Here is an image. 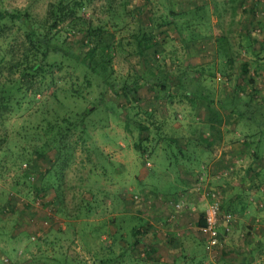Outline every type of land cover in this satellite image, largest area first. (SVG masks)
Listing matches in <instances>:
<instances>
[{"label":"rangeland","instance_id":"rangeland-1","mask_svg":"<svg viewBox=\"0 0 264 264\" xmlns=\"http://www.w3.org/2000/svg\"><path fill=\"white\" fill-rule=\"evenodd\" d=\"M50 1L53 0H0V8L20 7L40 17ZM122 1L85 0L84 10L88 15L103 18L107 9L117 8L120 12L117 4ZM173 2L176 11L186 9L192 2L205 3L206 16L189 11L176 20V25L183 24L185 30L195 26L196 32L203 35L194 41L196 46L185 45L181 40L184 30L165 28L163 53L176 55L182 60L180 64L186 67L188 64L191 71L183 88L171 83L165 89H157L142 80L134 94L117 96L105 92L103 84L87 88L82 72L67 61L64 63L62 75L66 82L74 84L66 83L68 92L63 90L56 101L50 99L42 109L53 106L60 114L65 111L72 114L88 108L91 113L86 120L98 124L89 129V135L68 132L70 154L62 169V162L57 161L58 154L52 149L42 157L31 153L26 160L6 156L7 160L0 161V264H176L173 254L153 253V198H162L158 193L166 194L177 186L173 177V174L177 177V169L181 167L177 162L189 158L192 166L188 174H182L184 185L187 193L197 187L191 197L183 193L177 199L184 201L180 207L173 202L175 209H186L190 218L183 221L185 214L181 215L173 227L180 234L185 232L189 239H182L179 234L171 240L164 233L168 226L161 224L164 230L158 237L162 246L168 239L183 251L191 244L194 246L195 253L189 256L185 253L184 261L177 264H238L250 257L264 264V239L257 235L264 232V0ZM167 3V0H129L132 12H125L128 28L135 29L138 18L142 19L141 14L137 18L139 8L145 12V21L146 15L152 21L158 17V21L167 12ZM80 38L72 36L75 41ZM188 49L196 51L195 54L187 55ZM244 63L248 64V74L242 71ZM177 65L168 62L161 69L167 68L169 75L176 78L180 73ZM140 66L126 52L115 55L117 85L127 73L131 77L133 72H139ZM249 76L252 82H247ZM33 88L28 89L27 95ZM71 88L79 89L80 95L72 96ZM250 94L253 100L249 99ZM113 104L118 108L115 115L111 113ZM245 105L261 123L262 139L252 145L254 149L258 147L257 157L253 154L251 157L245 148L235 151L247 128L229 110L235 106L246 109ZM105 106L109 111L104 110ZM210 110L217 113L216 122L210 119ZM15 115L11 120L16 125L23 119L34 118L32 111L26 110L21 116ZM257 125L248 124L251 128ZM168 137H175L177 142ZM184 137H188L185 138L188 142L186 149L181 150L182 159L175 145ZM156 151L158 155H154ZM218 158L221 164L214 168ZM202 163L205 165L201 166ZM223 163L227 170L221 174L217 170L220 167L224 170ZM250 164L253 168L243 181L249 192L242 197L250 206L246 207L247 215L241 216L238 206L241 202L234 199L231 205L226 204L228 192L224 193L220 183L230 187L241 185L242 170ZM54 179L61 184L58 190L52 185ZM35 185L45 190L37 192ZM198 187L202 189L200 193ZM211 190L217 192L222 209L233 214L232 220L221 224L220 242L214 247H208L205 240L203 243L201 233L192 223L199 219ZM116 227L121 230L118 239L111 237ZM108 240L113 243L109 245ZM123 240L132 244L127 253L119 252L124 250L118 246ZM256 244L253 252H246Z\"/></svg>","mask_w":264,"mask_h":264},{"label":"trees","instance_id":"trees-1","mask_svg":"<svg viewBox=\"0 0 264 264\" xmlns=\"http://www.w3.org/2000/svg\"><path fill=\"white\" fill-rule=\"evenodd\" d=\"M167 2V12L162 14L158 21H156L158 17L153 18L152 21L149 15H146L147 21H145V12L139 8L136 12L137 18L141 14L143 21L138 18L135 29L128 28L129 21L125 19V12H132L128 6L129 0H123L121 5L117 4L121 9L120 12H117V8L107 9V15L103 18L94 17L93 14L88 15L84 10L85 0L50 1L40 17L20 7L0 8V37L3 38L0 41V161L7 160L6 156L9 158L14 156L13 159L19 161L26 160L31 153L36 157H42L47 150L52 149L57 152V161L62 162L60 166L62 169L70 154L68 132L89 135V129L96 128L98 124L96 121L90 122L88 118L86 120L91 113L88 108L76 110L72 114L70 111L60 114L53 106L52 109L47 108L48 110L41 107L50 99L56 101L63 90L68 92L65 87L68 82L62 75L66 61L82 72L87 88L95 83L103 84L106 88L105 92L117 96L134 94L142 80L157 89H165L171 86V83L183 88L185 77L191 71L187 69L188 64L187 67L180 64L182 60L176 55L163 53L162 44L166 42L165 28L168 26V29H176L178 32L184 30L185 32L182 33H185V36L181 40L185 41V45L196 46L194 41L203 38V35L196 32L195 26H189L185 30L183 24L176 25V20L189 11L192 13L198 11L199 15L204 13L206 16L205 3L192 2L186 9L176 11L173 0ZM199 25L197 24V29ZM124 32L127 33L124 35ZM77 35L81 38L73 40L72 36ZM191 49H188L187 55L195 54L196 51ZM122 52L133 56V60H138L141 66L139 72H130L131 77L126 76L128 73L123 76L118 86L113 61L115 55L119 56ZM168 62H177L180 73L176 78L169 75L170 71L167 68L161 69V66L165 67ZM247 66V63L242 66L245 74H248ZM252 81L249 76L247 82ZM68 84L72 86L74 81ZM33 86V90L27 95L28 89ZM79 92L77 88L70 90L72 96L80 95ZM38 93H41V96L37 97ZM246 96L244 102L247 103ZM252 96L250 94V100H253ZM100 100L101 97L98 102ZM114 106L111 113L115 115L118 108ZM245 107L246 109L244 106H235L229 112L243 120L247 128L246 133L242 135L245 151L247 150L251 157L252 154L257 157L258 147L255 146L254 149L252 145L262 139L261 123L246 105ZM24 110L32 111L33 121L26 118L20 121L18 126L13 124L11 118L18 112L20 114L16 115L21 116ZM104 110L109 111L108 106H105ZM210 115V119L216 122L217 113L210 110ZM250 122L258 124L257 127H249ZM252 161L254 165L255 161ZM252 164L247 167V172L252 170ZM49 172L50 170L47 171L48 176H50ZM52 185L58 190L61 184L54 179ZM34 188L37 192L45 190L43 186L35 185ZM203 224L204 217L201 212L197 225Z\"/></svg>","mask_w":264,"mask_h":264},{"label":"crops","instance_id":"crops-1","mask_svg":"<svg viewBox=\"0 0 264 264\" xmlns=\"http://www.w3.org/2000/svg\"><path fill=\"white\" fill-rule=\"evenodd\" d=\"M189 59H191L192 60V58H189ZM238 136V135H237ZM169 138H170V140L171 141H175V142H177L176 140V138L174 137V138H172V137H168V140H169ZM185 138H188V137H184L183 139H181L182 141H181V143L180 144H176L175 145V147H176V149L178 150V154L182 157V159H183V154H182V152H181V150H184V149H186V146H187V142H188V139H185ZM237 138V137H236ZM242 139H244L243 137H242ZM241 138L240 139H238V141L241 143V144H237L236 145V149H235V151L237 152V151H241V150H243L244 149V141L242 140ZM162 140V139H161ZM226 139L224 138V140H222V142H224ZM204 152H208V150L206 149V148H203L202 149ZM160 151V150H159ZM159 151H156L155 153H154V155H158L159 153ZM244 151V150H243ZM201 152V151H200ZM221 152V151H220ZM209 153V152H208ZM225 153H223L222 154V156L224 155ZM155 158H157V157H153V159L155 160ZM159 158V157H158ZM188 158V157H187ZM219 159V158H218ZM223 159H224V157H223ZM222 159V160H223ZM189 161H190V158L188 159V160H180V161H178L177 163L181 166V167H179V169H177V177L175 178V176H174V174H173V177H174V179L177 181L176 182V187L174 188V189H171V190H169L168 192H166V194H164V193H158V195H161V197L162 198H160V197H155V198H153V225H152V228H151V232H152V234H153V238L155 237V239H153V253H155V255H158V253L159 254H163V253H169V254H173V260L176 262V264L180 261L181 263L184 261V256L182 257V255H184L185 253H187L188 254V256L189 255H191L192 253H195V251H196V249L194 250V246L191 244L190 246H188L187 247V249H186V251H183L184 249L182 248V247H180V246H177V245H175V244H170L169 242H170V240L168 239L167 240V242L169 243H167L166 242V244L165 245H163L162 246V242H160V237H158V236H160V232L161 231H163L164 230V226L163 225H161V224H165V225H167L168 226V228H167V230H165L164 231V233H168V236H170L171 237V240L173 239V237H175L176 238V236H178L179 234H180V232H179V230L177 229V228H174L173 227V224L175 223V221H177V219L179 218V217H182L181 215H183V214H185V216L184 217H182V218H184V219H182L183 221H187V220H190V218H188L187 217V214H188V212H187V210L185 209L184 210V208H182V209H175L174 207V205H173V202H178L177 201V199L181 196V195H185V194H183V193H187V191L189 192V190H186V186L184 185V180H185V178L183 177V175L182 174H188V172H187V170H190V168L189 167H191L192 166V164L191 163H189ZM221 158L219 159V160H217V161H215L213 164V166H214V168L217 166V164H221ZM186 162H188V163H186ZM154 163V162H153ZM203 165H205L204 163H202L201 164V166H203ZM224 163H223V167H224ZM219 170H217V171H219V173H221V174H224L225 173V171L227 170V168H225L224 167V170L220 167V168H218ZM247 170H248V168L246 167V168H244L243 170H242V175H241V179H240V182H239V184H241V185H239V186H235V187H230V186H226V185H222V183H220V185H221V188H222V190H224V193H227L228 192V199H225L226 200V204L228 203V204H232L233 203V200L234 199H239V201L241 202L240 203V205H238V206H240V215L241 216H243V215H247V212H248V210H249V208H246L247 207V205H249V203H248V201L247 200H245L244 198H242L243 196L245 197L246 196V194H248V192H249V190H247L248 188L246 187L247 185H245V182H243L244 180H245V178H246V175H247V173L249 172H247ZM202 172V171H201ZM244 175V176H243ZM190 176V175H189ZM194 176V178L196 177L197 178V175L196 174H194L193 175ZM180 178V179H179ZM224 177H219V179L220 180H222ZM198 182V181H197ZM196 183V182H195ZM194 184V183H193ZM197 187V185H195L194 186V188L193 189H191L190 191H192V193L190 192V193H187V195H188V197H191L192 195H193V191L195 190V188ZM198 190H199V193L201 192V188H199L198 187ZM182 193V194H181ZM204 193H202V195H203ZM164 198V199H163ZM242 198V199H241ZM189 199V198H188ZM193 200V202H194V199H192ZM228 201V202H227ZM195 203V202H194ZM223 204V203H222ZM225 205V204H224ZM169 207L168 209H166V207ZM174 206V207H173ZM250 206V205H249ZM260 206H262V205H260ZM243 209V211H241ZM170 211V212H169ZM167 212V213H166ZM183 212V213H182ZM251 219H252V216H251ZM174 220V221H173ZM168 221V222H167ZM198 221V220H197ZM197 221H192V223H194V225H195V228L200 232V230H199V226L197 225ZM167 222V223H166ZM169 231V232H168ZM251 232H253L252 230H251ZM201 233V232H200ZM181 235V238L182 239H185V238H188L189 239V237H188V235H186V233L184 232V233H181L180 234ZM201 235H202V233H201ZM253 235H255V233H253ZM258 236H259V238L261 239V240H263L264 239V232L262 231L260 234H257ZM111 237H114V238H121V230L120 229H118V227H116V229L115 230H112V234H111ZM202 239H203V243H204V240H205V237L202 235ZM109 241V245H110V243H113L112 241H110V240H108ZM206 242V241H205ZM134 243H137V241H135L134 240ZM112 245V244H111ZM118 246L119 247H123L124 248V250H120L119 249V252L121 253V251H130V247H132V244H131V246H130V244L129 243H124V240H123V242L120 244V243H118ZM257 247V244L256 245H254V246H251L249 249H247V253H251V252H253L254 250H255V248ZM205 245H203V250L205 251ZM135 249H133V251H134ZM137 251V250H136ZM126 252V253H127ZM120 253H118V254H120ZM133 257H131V259H132ZM187 258H185V260H186ZM245 262H243V260H240V262L238 263V264H258V263H256V262H258V261H255V260H253L251 257L250 258H246L245 260H244ZM131 264V263H130ZM173 264H175L174 262H173ZM184 264V263H183ZM234 264H237V263H234ZM262 264V263H261Z\"/></svg>","mask_w":264,"mask_h":264},{"label":"built area","instance_id":"built-area-1","mask_svg":"<svg viewBox=\"0 0 264 264\" xmlns=\"http://www.w3.org/2000/svg\"><path fill=\"white\" fill-rule=\"evenodd\" d=\"M216 191L211 190L207 193L208 198L203 210L204 224L199 226V230L205 237L208 247L217 246L220 242V227L222 223L233 219V214L224 211L221 207V201L216 196ZM182 202H176L175 206L180 207Z\"/></svg>","mask_w":264,"mask_h":264}]
</instances>
